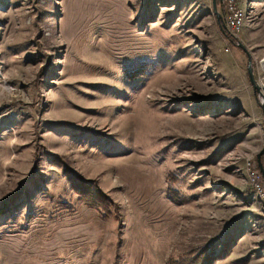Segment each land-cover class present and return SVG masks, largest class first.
Returning <instances> with one entry per match:
<instances>
[{"label":"rangeland","instance_id":"1","mask_svg":"<svg viewBox=\"0 0 264 264\" xmlns=\"http://www.w3.org/2000/svg\"><path fill=\"white\" fill-rule=\"evenodd\" d=\"M238 2L229 41L210 0H0V264H264V0Z\"/></svg>","mask_w":264,"mask_h":264},{"label":"built area","instance_id":"2","mask_svg":"<svg viewBox=\"0 0 264 264\" xmlns=\"http://www.w3.org/2000/svg\"><path fill=\"white\" fill-rule=\"evenodd\" d=\"M217 1L223 13L222 22L224 24V29L226 33L230 37H232L240 29V27L246 20L247 13L243 9V7L239 4L238 0H217ZM262 64L260 67L261 69L264 70V65ZM257 84L259 86L260 92L263 94L264 93L263 76L257 79ZM246 174H247L248 184L250 185L252 191L262 201L264 206V183L255 162L250 163L249 161H247Z\"/></svg>","mask_w":264,"mask_h":264},{"label":"trees","instance_id":"3","mask_svg":"<svg viewBox=\"0 0 264 264\" xmlns=\"http://www.w3.org/2000/svg\"><path fill=\"white\" fill-rule=\"evenodd\" d=\"M216 1V6H217V10L220 13V20L222 23V10L218 4V1ZM222 34L227 38V40H231L230 36L226 33L225 30L221 31ZM74 175V174H73ZM75 178L79 179L77 176H75ZM75 180V179H74ZM76 181V180H75ZM74 181V182H75ZM73 185L77 186L78 191H87L88 187L87 182L85 180H80V181H76L75 183H73ZM82 189V190H81ZM87 197L83 198L82 196L78 195L80 197V199H83L84 202L88 205V206H96L98 209L102 210L101 208H107V205H111V201L109 200V198L103 194L102 192L99 191H88V193L86 194ZM101 206V208H100ZM102 213L104 214V212L102 211ZM216 254L214 253V248L208 249L207 251H200L199 253H195L193 255H183L181 257L178 258H173L170 259L168 261V264H212L213 260L215 259Z\"/></svg>","mask_w":264,"mask_h":264},{"label":"water","instance_id":"4","mask_svg":"<svg viewBox=\"0 0 264 264\" xmlns=\"http://www.w3.org/2000/svg\"><path fill=\"white\" fill-rule=\"evenodd\" d=\"M210 1H211L212 13L215 15V18H216V20L218 22L220 30L223 31V30H225L224 29V24H223V22L221 23V21H220V13L218 12V10L216 8V1L215 0H210ZM238 45L242 49H245L244 46L241 43H239ZM246 55H247L246 75H247L248 81H249V83H250V85L252 87L253 94H254L255 98L257 99V102L259 103V105H260V107L262 109V121L264 123V98H263V94L260 92L259 86H258L257 82L255 81V79L253 78V74H252V70H251V66H250L249 56H248V54H246ZM261 152H263V149H260L255 154V157H256L257 167H259V169L262 171L261 163H260V160H259V155H260Z\"/></svg>","mask_w":264,"mask_h":264},{"label":"bare ground","instance_id":"5","mask_svg":"<svg viewBox=\"0 0 264 264\" xmlns=\"http://www.w3.org/2000/svg\"><path fill=\"white\" fill-rule=\"evenodd\" d=\"M243 25V24H242ZM242 27V26H241Z\"/></svg>","mask_w":264,"mask_h":264}]
</instances>
